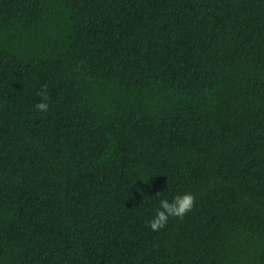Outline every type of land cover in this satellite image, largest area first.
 Listing matches in <instances>:
<instances>
[{"label":"trees","instance_id":"trees-1","mask_svg":"<svg viewBox=\"0 0 264 264\" xmlns=\"http://www.w3.org/2000/svg\"><path fill=\"white\" fill-rule=\"evenodd\" d=\"M0 264H264V0H0Z\"/></svg>","mask_w":264,"mask_h":264},{"label":"clouds","instance_id":"clouds-1","mask_svg":"<svg viewBox=\"0 0 264 264\" xmlns=\"http://www.w3.org/2000/svg\"><path fill=\"white\" fill-rule=\"evenodd\" d=\"M40 96V101L34 107L39 112H47L49 109L47 86L43 85L37 93ZM195 196L192 192L177 193L168 197H161L158 201V207L154 214L148 220V224L154 230L164 227L169 218H183L194 205Z\"/></svg>","mask_w":264,"mask_h":264}]
</instances>
